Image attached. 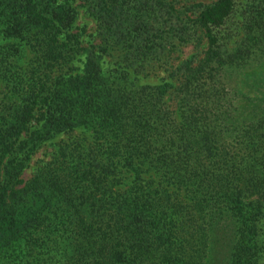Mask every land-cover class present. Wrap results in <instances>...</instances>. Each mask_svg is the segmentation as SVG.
Instances as JSON below:
<instances>
[{
    "label": "trees",
    "instance_id": "1",
    "mask_svg": "<svg viewBox=\"0 0 264 264\" xmlns=\"http://www.w3.org/2000/svg\"><path fill=\"white\" fill-rule=\"evenodd\" d=\"M75 1L98 43L68 0H0V264H261L264 0H243L230 49L239 0ZM192 37L198 58L138 82Z\"/></svg>",
    "mask_w": 264,
    "mask_h": 264
},
{
    "label": "rangeland",
    "instance_id": "2",
    "mask_svg": "<svg viewBox=\"0 0 264 264\" xmlns=\"http://www.w3.org/2000/svg\"><path fill=\"white\" fill-rule=\"evenodd\" d=\"M55 2H61L64 0H54ZM71 6L75 9V17L72 22V28L73 31H76L79 33V39L81 44L84 46L89 44H95L98 43L99 37L97 34L98 26L96 21L88 15V13L85 11L84 7H82L80 4H78V1H71L68 0ZM201 2H207L208 0H196ZM238 6L236 7V10L231 14L230 18H228L225 28H222L220 30V37H222L223 40V46L225 49H230L234 45L237 38L240 36V30L239 23L241 18V12L244 8V1L239 0V3H237ZM198 34V32H196ZM198 36V35H197ZM21 43V42H20ZM205 48V41L201 38L192 37L189 41H187L183 45H178L175 47L174 51H172L170 54H166L161 61L155 62V66H149L154 68L151 74L147 76H142L139 74L137 76V80L140 83H158L160 81V77H164L167 73L165 70H169L170 65H177L184 59H193L198 58L200 56L202 50ZM21 57H20V65L24 68L27 67L30 59H31V53L26 50L24 46L21 45ZM111 55H105L102 54V57L100 59V66L101 68H110L112 66V62L114 59V53H110ZM116 56V55H115ZM83 58L82 55L76 56L75 61L73 62L74 65L80 66V60ZM151 63H153L151 61ZM66 68L63 69V71ZM69 72H76L74 69H69ZM253 78L257 81V83L260 85V89L264 88V70L262 73L258 74L257 72L253 73ZM248 80L249 77H247ZM170 81V80H169ZM4 89L2 85L0 84V95L3 92ZM167 102L171 103L173 107H175L174 103L171 100H167ZM68 134L60 133L56 136H54L52 139L46 140L42 142L38 148L29 156L27 160V164L25 168L22 170L20 177L22 180L28 179L33 172L42 164H44L51 156V152L53 150V143L59 138L67 137ZM259 238L261 242L263 243V249H264V213L261 217L259 224ZM259 263L264 264V255H262L259 259Z\"/></svg>",
    "mask_w": 264,
    "mask_h": 264
}]
</instances>
